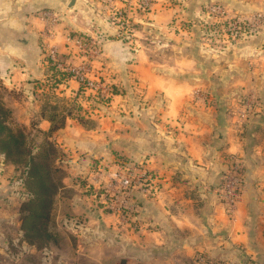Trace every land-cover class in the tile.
<instances>
[{
	"label": "crops",
	"instance_id": "0c3cea01",
	"mask_svg": "<svg viewBox=\"0 0 264 264\" xmlns=\"http://www.w3.org/2000/svg\"><path fill=\"white\" fill-rule=\"evenodd\" d=\"M70 1L0 0V84L20 97V106L13 102L17 113L36 115L33 127L42 136L50 122L39 117L41 99L51 98L65 116L48 138L65 154L109 158L135 149L137 155L145 147H135L128 132L137 126L109 122L111 135L101 131L105 123L98 130L80 124L74 112L87 113L88 93L68 72L49 66L46 51L55 48L63 69L87 64L88 78L115 89L105 118L120 111L136 82L150 98V193L160 199L150 202L155 216L165 221L167 211L178 210L181 234L197 248L186 249L187 257L264 264V0H151L144 13L137 0L118 1L136 41L116 36L97 52L67 42L66 33L84 34L97 21L108 34L113 28L92 15V0L68 7ZM210 4L222 6L221 20L207 13ZM43 8L55 10L53 35L44 29ZM231 19L249 23L236 38L224 28ZM247 98L250 110L240 118ZM232 157L243 187L230 218L218 186ZM204 242L210 245L203 248Z\"/></svg>",
	"mask_w": 264,
	"mask_h": 264
},
{
	"label": "rangeland",
	"instance_id": "374dc122",
	"mask_svg": "<svg viewBox=\"0 0 264 264\" xmlns=\"http://www.w3.org/2000/svg\"><path fill=\"white\" fill-rule=\"evenodd\" d=\"M118 1L125 0H92L88 3L92 15L97 19L99 14L101 21L113 28L112 34L102 31L105 28L98 27V21L83 35L78 32L66 34L83 36L84 41L95 47L93 52L98 51L103 41L116 36L125 42L136 41L130 19L121 7L116 6ZM135 3L140 12H150V5L143 8ZM44 10L57 18L54 9ZM56 18L43 19L44 29L50 28L51 35ZM94 81L104 87V96H86L87 113L76 115L74 112V116L87 129L98 130L105 123L106 130L102 132L114 121L137 126V130L128 132L137 140L135 147L144 146L145 149L140 148L137 155H134V149L132 154L122 151L109 158L96 154L91 159L84 156L75 159L57 146L49 173L54 187L44 194L41 188L28 182L23 163L14 162L0 153V264H230L224 258L217 261L194 256V253L187 257L186 249L192 252L197 248L193 241L185 240L188 235L181 234L178 210L167 211L164 221L150 208V202L156 203L160 199L150 193V98L145 96L144 88L132 83L131 88H127L131 95L124 99L126 104H122L115 115L105 118L107 114H103L116 91L110 85L104 86L101 80ZM0 101L10 111L6 122L11 130H23L30 142L43 145V136L33 127L36 115L27 116L16 111L18 106L13 102L20 106V97L7 92L0 84ZM41 102L45 105L43 98ZM108 131L111 135L114 133ZM101 133L98 132L100 137ZM219 186L218 194L223 201ZM52 191L53 204L47 215L44 208L50 206L47 197ZM40 198L45 199V203L41 204ZM23 204H26L25 209H22ZM27 210L38 212L40 218L22 222L21 217ZM209 245L204 242L201 246ZM234 261L236 264L238 260ZM244 261L242 264H255L249 257Z\"/></svg>",
	"mask_w": 264,
	"mask_h": 264
},
{
	"label": "trees",
	"instance_id": "16d2710c",
	"mask_svg": "<svg viewBox=\"0 0 264 264\" xmlns=\"http://www.w3.org/2000/svg\"><path fill=\"white\" fill-rule=\"evenodd\" d=\"M52 74H55L52 67ZM51 98L44 99V103L40 107L39 117L46 118L50 122V127L47 132L42 133L41 139L43 145H35L30 142L28 135L23 130L15 129L11 130L7 124V118L10 111L6 109L0 101V153L5 157L11 158L14 162L19 161L26 167V174L28 182L31 181L34 187L41 188L42 193L53 189L54 185L50 182L49 173L51 168V162L53 161L54 154L57 148L56 144L49 140L50 137L58 128L62 127L64 122L63 111L65 107L61 105V110L58 109V104ZM80 123L82 121L77 118ZM45 144V145H44ZM52 192H50L46 213L49 215L50 207H52L53 199ZM41 204L45 203V199L40 198ZM26 204L22 205V209H25ZM28 208V207H26ZM38 212H32L27 210V214L21 217L22 222L26 223L31 220L35 221L40 218Z\"/></svg>",
	"mask_w": 264,
	"mask_h": 264
},
{
	"label": "built area",
	"instance_id": "2783aa9c",
	"mask_svg": "<svg viewBox=\"0 0 264 264\" xmlns=\"http://www.w3.org/2000/svg\"><path fill=\"white\" fill-rule=\"evenodd\" d=\"M137 2L139 3V6L143 8L149 7V5L151 6V0H137ZM206 10L209 15L219 18L218 20H221V17L224 14V10L219 4H210L206 7ZM40 14V17L42 19L55 18L53 13L46 10L41 11ZM221 25H223V23ZM246 26H249V23L239 19H231L226 21L224 24L226 34L229 35L230 38H236ZM122 34L124 35V33ZM65 39L67 42L73 43L74 45L85 47L87 51L95 49V47H92V44L84 41L83 36L79 35L69 37V35H67ZM46 58L49 66H52L57 70H64L68 72L78 83L81 92H87V96L89 98H91V96H96L98 98H102L104 96V87L98 81H94L88 78L86 73L89 70V67H87V64L65 67L63 69L55 48H50L48 51H46ZM242 105L243 108L239 113L240 118L245 117L248 110H250V99H245ZM241 176L242 175L240 173L239 163L235 161L233 157L230 158L229 167L223 173L219 186V193L221 194L223 199L222 202L224 206V212L230 218L232 217L236 209V205L242 192L243 180Z\"/></svg>",
	"mask_w": 264,
	"mask_h": 264
},
{
	"label": "water",
	"instance_id": "95a60500",
	"mask_svg": "<svg viewBox=\"0 0 264 264\" xmlns=\"http://www.w3.org/2000/svg\"><path fill=\"white\" fill-rule=\"evenodd\" d=\"M72 4H73V0H71V1H70V3H69V5H68V7H71V6H72Z\"/></svg>",
	"mask_w": 264,
	"mask_h": 264
}]
</instances>
